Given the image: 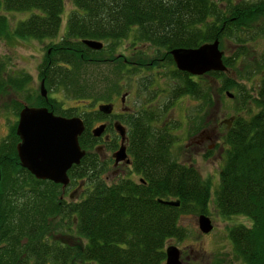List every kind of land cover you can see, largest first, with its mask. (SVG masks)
<instances>
[{
    "label": "trees",
    "instance_id": "trees-1",
    "mask_svg": "<svg viewBox=\"0 0 264 264\" xmlns=\"http://www.w3.org/2000/svg\"><path fill=\"white\" fill-rule=\"evenodd\" d=\"M70 1L72 7L61 28L63 0H0V38L58 36L50 41L38 66V77L47 89L61 85L76 94L87 93L84 70L88 63L113 64L115 71L124 70L128 78L142 67L152 68L158 61L146 57L140 47L127 56L112 54L122 38L130 37V43L148 45L155 52L153 57L162 56L168 63L166 102L159 110L164 111L183 94L209 103L212 88L205 80L207 75L219 78L218 91L235 90L232 95L240 104L223 131L222 163L213 202L222 216L243 214L250 219L249 225L237 223L227 228L234 259L264 264V49L251 61L242 59L250 53L247 42L264 34V0H224L222 4L215 0ZM25 10L28 15L10 28L4 12ZM83 38L103 44L93 49L82 42ZM213 38L218 39L221 49L228 47L226 42L235 45L229 55H222L227 69L234 60L242 59V66L259 72L249 93L225 74L227 69L194 75L175 67L169 48L196 46ZM159 50L163 51L156 54ZM103 52L111 54L108 59L99 58ZM151 59L152 64L147 65ZM1 65L0 90L9 84L17 90L24 87L29 79L26 74H5ZM144 79L143 85L151 82L148 77ZM111 96L94 95L93 100H109ZM22 97L26 103L45 105L54 113L74 114L71 108L57 107L49 96L28 92ZM21 104L15 102L13 110ZM149 109L141 108L122 118L129 127L132 168L138 178L119 177L109 183L99 174L100 163L91 150L93 141L88 140L92 135L87 130L97 113L81 112L84 128L78 143L86 152L66 173L68 183L84 178L89 186L74 200L63 197L68 183L62 187L36 178L19 164L15 125L9 128L0 140V264H163L166 239L184 236L179 213L204 211L209 189L192 165L171 155L174 136L165 125L153 128L149 124L156 118L155 109ZM243 109L248 113L242 114ZM158 198H176L178 204L162 203ZM52 219L58 222L55 228L73 230L83 239L82 244L48 237L53 230Z\"/></svg>",
    "mask_w": 264,
    "mask_h": 264
},
{
    "label": "rangeland",
    "instance_id": "rangeland-1",
    "mask_svg": "<svg viewBox=\"0 0 264 264\" xmlns=\"http://www.w3.org/2000/svg\"><path fill=\"white\" fill-rule=\"evenodd\" d=\"M215 1L219 4L224 2V0ZM71 7L72 3L70 0H63L61 28H63L65 17ZM4 13L11 28L18 20L26 17L29 12L25 10L5 11ZM57 37L36 39L12 35L0 38L1 69L4 70L5 74H19L20 71L23 75L26 74L29 77L24 82V87L19 90L10 84L0 90V140L8 134L9 128L16 123L19 109L17 111L13 110L15 102L18 103L19 100L21 103H26L22 96L28 92L31 94L38 93L40 80L38 77V66L45 50H49L50 41L56 40ZM130 40V37L122 38L115 45L112 54L117 55V53H122L127 56L131 54L133 48L137 47H140L144 51L143 54L147 55L146 57L148 58L155 54L153 48H150L148 45L139 46V43L132 44ZM225 45L228 47L222 49L223 54L229 55L235 45L231 42H226ZM247 45L250 48V53L243 56L242 59L248 58L251 61L253 56L259 57L264 49V34L249 40ZM162 51L159 50L156 54H160ZM109 55L111 54L103 52L99 58L102 60L108 59L106 56L109 57ZM242 59L241 61L234 60L231 69L228 68L225 74L234 78L238 84L243 85L244 90H247V93H249L252 83L259 78V72H250L249 68L251 67L247 65L242 66L240 64ZM84 71L85 80L88 83L87 93L82 92L81 94L79 92L76 94L74 91L64 89L59 85L53 89L45 87L46 95L51 97V100L53 99V103H56L57 107L61 109L71 108L74 114L80 115L85 110H95L97 103L105 101L113 102L114 110H116L119 107V94L123 90H128L126 104L132 108V112H138L141 108L150 110L149 107H153L156 111V118H153L149 124L153 128L162 125H165L167 128L169 127L168 129L174 136L170 148L171 155L179 162L192 165L201 180L205 181L208 185L209 198L202 212L209 216L212 225L211 229L207 232H201L198 229L197 215L201 211H182L178 215V223L183 226L184 236L180 239L168 237L165 245L174 244L179 248L182 264H244L240 259H234L233 257L227 228L237 223L249 225L250 219L243 214L222 216L216 210L213 202V191L218 183V172L222 163V150L217 157L218 151L215 147L221 146L222 143V135L226 125L223 119H228V124H230L232 119H229V116L234 115L237 105L240 104L238 97L234 98L232 95L235 90L228 88L218 91L219 78L207 75L205 76V80L208 79L207 81L210 82L212 88L209 103L183 94L173 99L172 103L168 104L164 111H161L158 107L160 108V105L166 102V91H168L166 90L168 89V63L166 61H160L159 65H155L149 69L142 67L138 73L130 78L127 77L124 70L115 71L113 64L103 62L88 63ZM81 73L83 74V71ZM146 77L151 82L143 85L141 81L144 82V78ZM225 91H229L231 96L225 94ZM241 92L243 93V91ZM238 93L241 94L240 92ZM151 94L153 95V99L147 102L149 99L146 98ZM94 95H101L102 98L108 95L112 96L109 100H93ZM248 106L254 109L252 103H248ZM241 113L247 114L248 112L243 109ZM211 140L215 144L212 151L208 148ZM106 154L108 153H104L105 156ZM103 167L104 169L100 171V174L107 175V177H101L108 183L119 177L125 176L137 179L139 176L138 173L133 171L132 165L118 166V172L114 175L106 172L111 167L109 162ZM73 185L74 183L71 182L70 187L64 192L63 197L65 199H68L69 191H71L69 189ZM84 186H89V183L86 182ZM86 190H82V193H85ZM80 196L82 194L78 196L75 194L73 198L77 199ZM50 222L53 225V230L47 233L48 237H53L64 243L82 244L83 239L73 230H65L64 227L55 228L54 224L58 222L53 219L49 220Z\"/></svg>",
    "mask_w": 264,
    "mask_h": 264
},
{
    "label": "water",
    "instance_id": "water-1",
    "mask_svg": "<svg viewBox=\"0 0 264 264\" xmlns=\"http://www.w3.org/2000/svg\"><path fill=\"white\" fill-rule=\"evenodd\" d=\"M82 42L90 48L98 49L102 42L97 39L83 38ZM171 59L178 70L190 74L200 75L209 70L225 71L227 68L222 61L223 50L218 46V39L202 42L196 46H175L168 50ZM39 95L46 97V88L43 80H39ZM225 94L231 96L229 91ZM125 94H121V98ZM97 108L109 111L111 103H99ZM232 115L229 119H232ZM226 124L228 119H223ZM115 129L121 135V143L114 151L115 161L124 159L128 161L122 139L124 127L114 122ZM84 128L79 115L64 116L54 113L43 105L22 103L17 113L15 134L18 141L15 143V151L19 164L26 168L34 177L49 179L60 183L61 186L68 182L66 170L78 163L84 154L78 143V135ZM103 129L99 124L91 129L93 135H98ZM158 201L170 205H177L178 199L158 198ZM197 227L201 232L211 229V221L208 215L201 212L197 215ZM165 256L163 264H181L180 250L174 244H168L164 248Z\"/></svg>",
    "mask_w": 264,
    "mask_h": 264
},
{
    "label": "flooded vegetation",
    "instance_id": "flooded-vegetation-1",
    "mask_svg": "<svg viewBox=\"0 0 264 264\" xmlns=\"http://www.w3.org/2000/svg\"><path fill=\"white\" fill-rule=\"evenodd\" d=\"M151 58H153V59L158 61L153 66L159 65L160 61H162V56H154V57L152 56ZM153 59L149 60L148 62L146 61L147 65H151ZM144 64H146V63H144ZM122 93H124L125 95L121 98L120 96H121ZM114 95H116V93H114ZM127 95H128V90H123L119 94V96H118L119 107L116 110H114V103L111 102V101H105V102L111 103V108H110L109 111H102V110L97 108V105L99 103H105V102L97 103L96 107H95V111L97 113V118H95L94 120H92L90 122V126L88 127V130H87L89 132V134L92 135V137L89 135L88 140H92L93 141V145L91 147V150H94L95 153L97 154V159H98V161L100 163V169H101L100 171H102V169H104L103 166L106 163L109 162V164H111V167H110L109 170L107 169L108 171H106V172L110 173V174H113V175L118 172L117 171L118 166H130V165H132L131 152H130V148H129V138H128V129H129V127H128V124L125 123V121L122 118H125L126 114L136 113V112H132L133 111L132 108L128 104H126ZM47 97H48V95H46V97H43V98H47ZM38 105H41V104H38ZM43 106H45V105H43ZM90 111H92V110H90ZM56 114H58V113H56ZM60 115H62V114H60ZM72 115H77V114H71V115H68V116H72ZM79 116L81 117V119L83 121V124H84V117L81 114ZM114 122H118L119 124H121L124 127V136H123V139H122V144L124 145V151H125V154H126V157H127L128 161H125L124 159H121V160H118V161L114 160L113 153H114V151H116V149L119 147V145L121 143V135L115 129L114 124H113ZM99 124H103L102 131L98 135H93L92 132H91V129L93 127L99 125ZM228 125L229 124H226L225 127H227ZM214 145H215L214 141L211 140V143L208 145V148L212 151L214 149ZM215 148L218 151L217 152V157H218L220 152H221V150H222V148H221L220 145L216 146ZM82 149H84V148H82ZM85 152H86V150L84 149V153ZM106 152L108 154H106V156H105L104 153H106ZM100 176H102V177L106 176L107 177V175H105V174H103V175L100 174ZM68 180H69V178H68ZM75 181L76 182L74 183L72 188L69 189L71 191H69L68 196L71 199H75V197L73 198V196L75 194L77 196L79 194L83 195L82 190H84L85 187H86V186H84V184H85V179L84 178L81 179V180H78V181L75 180ZM69 187H70V183H68L66 188H69ZM181 264H182V260H181Z\"/></svg>",
    "mask_w": 264,
    "mask_h": 264
}]
</instances>
